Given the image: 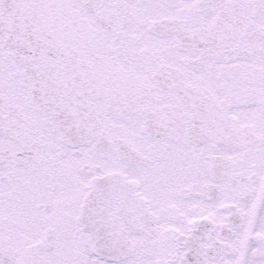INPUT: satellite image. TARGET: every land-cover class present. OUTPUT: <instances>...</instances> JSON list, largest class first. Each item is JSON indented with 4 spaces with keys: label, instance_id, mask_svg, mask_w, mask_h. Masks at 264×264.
Instances as JSON below:
<instances>
[{
    "label": "snow or ice",
    "instance_id": "obj_1",
    "mask_svg": "<svg viewBox=\"0 0 264 264\" xmlns=\"http://www.w3.org/2000/svg\"><path fill=\"white\" fill-rule=\"evenodd\" d=\"M0 264H264V0H0Z\"/></svg>",
    "mask_w": 264,
    "mask_h": 264
}]
</instances>
